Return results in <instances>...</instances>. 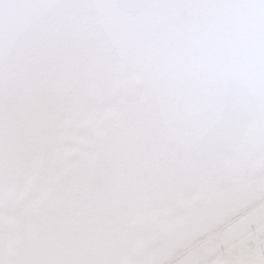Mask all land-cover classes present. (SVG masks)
<instances>
[{"label": "rangeland", "instance_id": "374dc122", "mask_svg": "<svg viewBox=\"0 0 264 264\" xmlns=\"http://www.w3.org/2000/svg\"><path fill=\"white\" fill-rule=\"evenodd\" d=\"M232 26L264 0H0V264H264V49L217 56Z\"/></svg>", "mask_w": 264, "mask_h": 264}, {"label": "trees", "instance_id": "16d2710c", "mask_svg": "<svg viewBox=\"0 0 264 264\" xmlns=\"http://www.w3.org/2000/svg\"><path fill=\"white\" fill-rule=\"evenodd\" d=\"M249 21L250 20L248 19L245 22H249ZM220 31L221 32L215 33V35L218 38V40L222 42L223 47H221L220 50L217 49L215 54L217 56L227 58L226 60H229V57H232V55L230 53H233V55H234L235 50H236L238 53L241 52L243 54V56L248 55V53H249L250 55H248V59L251 60V62H255V59L253 58L255 55V52H249L247 50V48H246L247 42H249L250 45L252 44L256 50L261 49L262 47L264 49V38H263L264 36L259 34L255 28H249L247 26L244 28L232 26L229 28L228 27L222 28ZM227 56H229V57H227ZM236 149L240 150L239 154L241 155V158H239V161H237V164L230 165V166L240 167L242 170H244L243 167L244 168H248V167L251 168V167H256V166L261 167L264 159L262 160L259 158V151L257 149H256L257 151L254 150L252 153L244 152V151H242L241 148L240 149L236 148ZM254 154L256 155V159L253 157ZM243 164H247V167L244 166ZM219 172H221V171H219ZM222 179H223V177H221V181H222ZM210 182L212 183L213 186L217 184L218 185L217 189L220 188V190H221L223 188V184L219 183L218 179L214 180L213 178H211ZM222 197L225 198V196H222ZM234 200L237 201L236 198ZM243 207H244V205H242L241 203H239L237 201L236 204L234 205V210H237V209L243 210L244 209ZM175 223L176 222H174V224ZM177 223H178V221H177ZM168 225H170V222H168L166 224V226H168ZM176 227H177V230H179L180 226L178 224H176ZM181 228H180V230H181ZM196 238L197 237H193V239H196Z\"/></svg>", "mask_w": 264, "mask_h": 264}]
</instances>
